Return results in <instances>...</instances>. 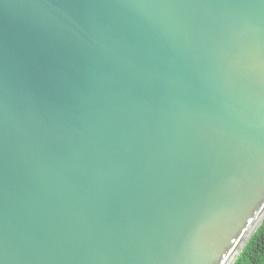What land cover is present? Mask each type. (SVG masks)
Wrapping results in <instances>:
<instances>
[{"label": "water", "instance_id": "obj_1", "mask_svg": "<svg viewBox=\"0 0 264 264\" xmlns=\"http://www.w3.org/2000/svg\"><path fill=\"white\" fill-rule=\"evenodd\" d=\"M264 221V0H0V264H234Z\"/></svg>", "mask_w": 264, "mask_h": 264}, {"label": "trees", "instance_id": "obj_2", "mask_svg": "<svg viewBox=\"0 0 264 264\" xmlns=\"http://www.w3.org/2000/svg\"><path fill=\"white\" fill-rule=\"evenodd\" d=\"M234 264H264V221Z\"/></svg>", "mask_w": 264, "mask_h": 264}]
</instances>
